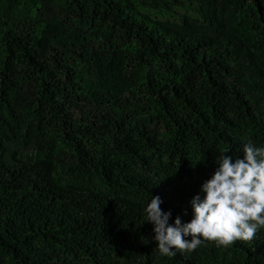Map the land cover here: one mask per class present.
Returning <instances> with one entry per match:
<instances>
[{
    "label": "trees",
    "instance_id": "1",
    "mask_svg": "<svg viewBox=\"0 0 264 264\" xmlns=\"http://www.w3.org/2000/svg\"><path fill=\"white\" fill-rule=\"evenodd\" d=\"M245 142L264 0H0V264H264V229L162 257L142 214L190 220Z\"/></svg>",
    "mask_w": 264,
    "mask_h": 264
},
{
    "label": "clouds",
    "instance_id": "2",
    "mask_svg": "<svg viewBox=\"0 0 264 264\" xmlns=\"http://www.w3.org/2000/svg\"><path fill=\"white\" fill-rule=\"evenodd\" d=\"M220 152L213 171L189 201L190 220L161 208L158 195L142 209L144 223L152 225L151 237L162 257L192 252L203 242L227 248L235 241H251L264 229V146L243 143L242 156ZM188 214L187 210L184 212Z\"/></svg>",
    "mask_w": 264,
    "mask_h": 264
}]
</instances>
